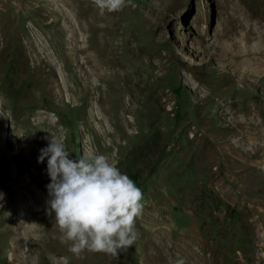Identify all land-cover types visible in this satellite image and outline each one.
Wrapping results in <instances>:
<instances>
[{
    "label": "rangeland",
    "instance_id": "rangeland-1",
    "mask_svg": "<svg viewBox=\"0 0 264 264\" xmlns=\"http://www.w3.org/2000/svg\"><path fill=\"white\" fill-rule=\"evenodd\" d=\"M263 30L264 0H127L103 15L92 0H0V264H264V52L240 66L232 51ZM103 63L126 78L97 86ZM99 92L115 99L90 100L93 116ZM51 134L141 188L119 255L61 241L37 162Z\"/></svg>",
    "mask_w": 264,
    "mask_h": 264
},
{
    "label": "clouds",
    "instance_id": "clouds-1",
    "mask_svg": "<svg viewBox=\"0 0 264 264\" xmlns=\"http://www.w3.org/2000/svg\"><path fill=\"white\" fill-rule=\"evenodd\" d=\"M101 15L118 12L127 0H92ZM39 149L38 163H45L49 183L46 213L70 242L68 251L117 256L134 244L135 221L143 209V192L136 182L104 154L82 153L72 157L62 139L51 134ZM3 193H0V199ZM57 264L55 257H49ZM174 264H184L177 258Z\"/></svg>",
    "mask_w": 264,
    "mask_h": 264
},
{
    "label": "bare ground",
    "instance_id": "bare-ground-1",
    "mask_svg": "<svg viewBox=\"0 0 264 264\" xmlns=\"http://www.w3.org/2000/svg\"><path fill=\"white\" fill-rule=\"evenodd\" d=\"M80 4V3H79ZM87 22V21H86ZM89 23V22H88ZM87 23V24H88ZM96 26V25H95ZM92 28V27H91ZM96 29V28H95ZM94 31V29H93ZM90 32V31H89ZM246 35V34H245ZM247 39H249L247 36H246ZM258 42H257V46L256 45H253L251 44L252 46H249L247 45L246 43L243 44V43H236V49L235 50H232L233 51V57H235L236 59H239L240 62H238V64L240 66L242 65H247V64H253L256 63V64H260L261 63V60H259V57L257 56V49L260 48V51L261 53L264 52V30L263 31H260L259 32V38L257 39ZM234 44V43H233ZM258 47V48H257ZM229 51V50H228ZM230 53V52H229ZM69 58H72L73 57V52L69 51L68 53H65ZM264 54V53H263ZM63 55V54H62ZM86 56H84V59L86 61H89L90 60V54L89 53H85ZM229 57V56H228ZM227 58V57H226ZM101 62V61H100ZM102 64V62H101ZM105 63H103V65H98V66H94L92 68L93 72L95 73V78H94V84H96L98 86V81H102V80H114V83L116 82L115 80L119 81V80H122V79H125L126 77L125 76H122L120 74H118V68L116 69L114 67V69H112L110 66H113L112 64L110 66H106L104 65ZM244 69V68H243ZM58 71V69H56ZM236 71V70H235ZM48 80H49V90L50 92H52L55 88L56 90L54 91V94L56 96L57 99H61L62 98V91L64 88L61 87V89H57V86L56 83H54V79L52 77L51 79V73H48ZM59 77L62 78V83H64L63 81V75L62 73H59ZM112 82V81H111ZM113 83V82H112ZM111 86V85H110ZM115 86V85H114ZM123 86V85H122ZM64 87V86H63ZM95 88V87H94ZM109 89V88H107ZM120 89V88H118ZM123 89V88H122ZM129 91V87L128 88H124L122 93L118 94V96H121L123 97V95H125L127 92ZM103 92V91H102ZM108 92V90H107ZM117 92V91H116ZM92 94L94 95V92L92 91ZM91 95L89 98H88V104L90 105V112H91V115H95L97 116L96 114H98L99 112L96 110L97 107L94 106V102H91L90 100L92 99H96L97 103H101V102H108L111 101L114 96H108L106 95V92H104V94L102 95L101 92H99V94L96 96H93ZM115 99V98H114ZM113 99V100H114ZM135 101V100H134ZM116 102V101H115ZM107 105V104H106ZM110 105V109H111V104L109 103ZM118 108V107H117ZM129 108V107H128ZM108 111H109V108H107ZM112 110V109H111ZM115 110V109H114ZM110 112V111H109ZM116 113V112H115ZM100 114V113H99ZM113 114V113H112ZM114 115V114H113ZM126 115V114H124ZM92 116V117H93ZM115 116V115H114ZM97 118V117H96ZM122 119L123 121H126L128 123H130V120L127 118V116H122ZM240 120H243V119H240ZM240 120L237 122V123H240ZM47 207V206H46ZM16 230V229H15ZM22 231L19 227H17V230H16V234L15 236L18 238L19 235H21ZM23 234V233H22Z\"/></svg>",
    "mask_w": 264,
    "mask_h": 264
}]
</instances>
